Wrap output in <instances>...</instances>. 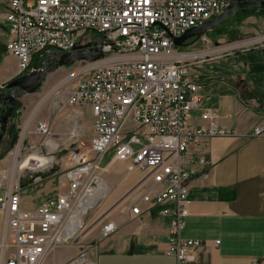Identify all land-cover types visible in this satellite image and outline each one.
<instances>
[{
  "label": "built area",
  "instance_id": "2783aa9c",
  "mask_svg": "<svg viewBox=\"0 0 264 264\" xmlns=\"http://www.w3.org/2000/svg\"><path fill=\"white\" fill-rule=\"evenodd\" d=\"M230 0H8L4 20L8 39L5 51L16 60L15 77L30 72L35 56L47 52L70 53L102 37L116 51L101 47L103 56L85 62L76 86L67 93V104L88 107L92 124L88 147L71 150L62 163L51 157L34 174H25L14 153L19 179L29 184L54 168L63 170V192L41 200L30 211L20 206L21 184L4 189L0 200L4 232L0 264H51L48 259L71 237V223L81 199L99 179L107 154L111 162L126 164V175H140L141 191L130 205L131 217L156 209L167 219L164 255L175 264H188L192 250L203 242L182 237L187 218L188 185L204 158L194 160V151L206 137H230L235 131L218 123L216 110H203L205 125L191 128V110L198 107L199 80L189 76L187 66L198 64L217 47L201 36L204 49L178 53L173 38L219 16ZM25 5V6H24ZM168 34L171 35L169 37ZM95 38V39H94ZM80 46V47H81ZM35 133L46 134L37 124ZM250 137L264 138V126L255 127ZM34 175V176H33ZM4 178V176L2 175ZM25 179V178H24ZM144 206V208L141 207ZM117 226L105 223L101 238L114 234ZM217 244V243H216ZM67 264H93L81 250Z\"/></svg>",
  "mask_w": 264,
  "mask_h": 264
},
{
  "label": "crops",
  "instance_id": "0c3cea01",
  "mask_svg": "<svg viewBox=\"0 0 264 264\" xmlns=\"http://www.w3.org/2000/svg\"><path fill=\"white\" fill-rule=\"evenodd\" d=\"M7 3L8 0H0V26L5 27H7L4 20ZM255 18L260 19L264 24V15L256 13L244 18L243 21L249 24L254 22ZM241 40H245L243 47L248 49L247 53L252 49L264 50V31L261 29L255 32V36L244 35L236 41ZM236 41L224 47L217 44L219 47L214 53L240 47L239 44L234 43ZM208 57L198 64L223 59L215 57L207 59ZM6 58L8 61L0 63V86L15 77L16 60L10 55ZM255 63L249 59L245 65L248 71L242 74L199 76L200 84L204 89L200 94L198 107L190 112L188 125L191 128L205 125L200 115L203 110L213 109L217 112L219 125L235 131V135L203 138L194 151V160L204 158L207 165L197 166V174L189 181L187 218L182 237L199 240L203 244L192 250V260L188 264H264V138L249 136L252 129L264 126V72L259 73L261 69L255 67H259L260 64ZM64 67L51 71L50 79L42 86L47 88L53 86V79L65 73L67 68ZM66 84L54 85L47 97L58 105L57 109L48 116L49 125L44 122L47 117L44 111L35 113L36 120H41L40 124L46 126L47 133H35L37 122L35 125L24 127L27 131L26 135L24 134L25 140H29L33 135L36 137L40 135L43 139L44 151L40 146L31 153L38 157L49 156L56 163H62L66 157L56 160L53 156L54 151H60L59 146H82V140L91 137L90 109L67 104V93L76 86V83L70 84L68 89L59 91ZM258 97H261V100L256 102ZM17 148L20 157L22 153L19 152V147ZM11 152L6 158V161L10 159L9 164L5 158L0 160V200L5 195V190L1 191V188H9L17 181L21 184L20 206L23 210H27L23 203L28 192H35L39 204L41 200L54 197L64 191L63 175L54 176L56 172L49 177L39 174L40 181L34 184L28 183L26 175L19 179L17 164H14L10 158ZM113 163L110 159L103 167L111 166ZM109 167L103 182H100L101 188H98V192L90 191L82 200L86 196L96 194V199L104 198L110 192L107 201L110 203L108 209L111 210L102 223H114L117 226L116 232L107 238H101L100 228L103 224L90 228L99 217L94 218L81 233L76 245L72 246L73 250L65 260L61 256L69 251L57 247L55 251L58 253L55 256L59 257L56 264H65L72 260L76 250L81 248H84L89 261L93 264H175L173 258L164 255L167 247V219L156 209L136 218L130 216V205L135 201L141 188L136 192L134 190L126 198L124 196L138 184L140 175L138 174L136 178L132 177L133 174L127 176L126 164L122 165L121 176L110 173ZM55 178L58 179V183L64 185L63 190L55 189L53 184ZM105 186L109 188H104ZM141 207L144 208L143 205ZM94 229L97 231V237L91 234ZM3 232V215L0 213V243ZM100 243L105 246L104 250L99 249Z\"/></svg>",
  "mask_w": 264,
  "mask_h": 264
},
{
  "label": "rangeland",
  "instance_id": "374dc122",
  "mask_svg": "<svg viewBox=\"0 0 264 264\" xmlns=\"http://www.w3.org/2000/svg\"><path fill=\"white\" fill-rule=\"evenodd\" d=\"M35 0H32V2H34ZM28 0H25V3H27ZM25 6V5H24ZM236 14V13H234ZM231 14L225 21H223L222 23L218 24L217 26L213 27L212 29L208 30L207 32L204 33L205 38L210 42V45L212 46V48H214L215 44H220L219 46L224 47L226 44L228 43H233V41H236L237 39L243 38L244 35H250V36H255V32L256 31H264V24L260 21V19H256L254 22H251L249 24H245L240 16L238 15H234ZM7 27H5L4 25L0 26V63L1 62H5L8 61L7 57V53L5 51V44L7 42ZM245 40H241V41H236L234 43L239 44L240 47L235 48L233 50H229V51H224V52H219V53H210L207 59H210L211 57H215L217 59H221V60H216L214 62L211 63H201V64H191L187 66V70H188V74L191 78L193 79H197L199 80L200 83V79L199 76L200 75H211V76H216V75H227L230 73H237V74H242L245 73V71L247 72V68H245L246 66V62L251 59L253 60V63L256 62L255 64H260L259 67L256 66L255 68H260L261 71H259V73H263L264 72V60L261 61V59H264V50L261 49H252L250 53H247L246 51L248 50L246 47H243L245 45V42H243ZM204 49V46L201 45V41L197 40L194 43L186 46V47H180L178 49H175L176 52L178 53H196V52H200L201 50ZM207 57V56H206ZM86 66L85 62H77L73 65H71L69 68L67 66H65L64 68H67L65 70V73L57 78V79H53V86L54 85H59L62 83H67L65 86H63L61 89H59V91H63L64 89H68V86L72 83H77L76 79H80V76H78V72H80L84 67ZM257 72V70L255 71ZM50 79V75L48 74L46 76V79L44 81V84L46 81H48ZM52 83V82H51ZM51 85V84H50ZM47 88L46 86H41L40 89H38L35 93L33 94H28V95H24L21 98H19L17 101L20 104V108H19V117L17 118V130H18V136H17V141L14 145V147L12 148L15 149L17 147H19L20 149V153H22L20 155V157H17V161H18V165L21 164L24 160L25 157L29 156L30 154H32L31 152H33V150L35 148H39L41 146L42 150L45 148L44 146H42V142L43 139H41L40 135L38 137L36 136H31V138L28 140H25V132L27 133L26 130H24V127H28L29 125H35V123H41L40 119L35 118V113L37 111H44L47 114L46 119L44 120L45 123H47L48 125L50 124V117H48L49 115H51L56 109H57V104L53 103L52 100L47 99V97L49 96V94L52 92V87ZM204 89V86L202 87V85L200 84V88L198 91V95L200 97V94L202 92V90ZM255 99V98H253ZM261 100V97L256 98V102ZM60 106V105H59ZM86 119L88 120V116L86 117ZM34 129V126H33ZM28 130V129H27ZM25 134V135H24ZM43 137V136H42ZM88 141L89 138L87 139H83L82 140V146H78V145H64V146H59V150L60 151H54L52 154L55 157L56 160H60L63 159L71 150H82L88 147ZM49 145V143H48ZM11 150V151H12ZM10 151V152H11ZM44 151V150H43ZM9 157L8 155L5 157V161L6 158ZM35 155H32V159L35 160ZM111 159V155L107 154L106 156L103 157V159L100 162V166H104V164L109 161ZM4 161V162H5ZM8 161V162H7ZM7 164L10 163V159L7 160ZM31 165L34 164V162L32 160L29 161ZM125 163L122 162H114L110 167H109V172L112 174H117L119 176L122 175V165ZM35 169H28L25 171V174H36L35 172L37 171H33ZM63 170H65V168L59 170L58 168H54L53 170H50L49 172H45L42 175L43 176H51L52 173L56 172L54 176L60 177L61 175H63ZM106 175V172L103 171H99V173L97 174V177L99 179V181H97L95 184L97 185L98 188H101L100 186V182H103V178ZM138 176L137 173H134L132 175L133 178H136ZM131 178V180L133 179ZM130 181V180H129ZM53 184L55 185V189H64V185L62 183H58V179L55 178L53 179ZM106 188H109L108 186H106ZM1 191H3L1 189ZM110 192L107 193L106 196H104V198H98L96 199V201L90 205L89 207H87V209L85 210V212L80 216V220H81V227L79 228V230L77 231V233L70 238L69 240H67L66 242H64V244H62L61 246H58V249H64L69 251V253H64L63 256H61L62 259H66L68 255H70L71 250H73L72 246H75L76 243L78 242L79 236L81 235V233H83L85 231V229H87V225L94 219L97 217H100L102 215V213L104 211H107L110 203H108V198L110 197ZM38 199L36 198V194L34 191L32 192H28V194L25 196V201L23 203V206L25 207V209L27 210H33L37 205H38ZM78 212V208H76L74 210V215H76ZM104 221H101L99 224V226H101ZM91 234L94 237H97V231L94 229V231H91ZM97 239V238H96ZM105 246H103V243L101 245L100 243V250H104ZM84 250V248L78 249L76 250V254L72 257V260H74L77 255L79 254V252ZM98 251H96L97 253ZM57 251H55L54 254H52V258L48 259V262H50L51 264H56L58 262V258L59 256H55V254L57 255ZM101 254L99 253V256ZM56 257V258H55ZM88 258V257H87ZM89 260V259H88ZM71 261V260H70ZM69 262V261H68ZM68 262H66L65 264H67Z\"/></svg>",
  "mask_w": 264,
  "mask_h": 264
},
{
  "label": "water",
  "instance_id": "95a60500",
  "mask_svg": "<svg viewBox=\"0 0 264 264\" xmlns=\"http://www.w3.org/2000/svg\"><path fill=\"white\" fill-rule=\"evenodd\" d=\"M236 0H230L228 6L223 12L214 19L205 22L203 25L193 27L187 30L180 37L173 38V45L175 49L186 47L197 41L205 32L225 21L231 14H234L239 9H254L257 11H264V0L257 2H244L240 5L235 4ZM169 37L170 34L167 33ZM101 47H108L109 51L115 52L116 49L113 44H107L102 37L96 38L87 46H81L77 50L70 53H62L58 51L47 52L43 58L40 66L33 65L32 70L23 76L13 77L11 80L0 86V89H6L10 92L0 94V104L2 113L0 115V139L2 138L8 120L12 114L15 101L24 95L33 94L41 88L46 76L56 68L62 66L73 65L77 62L97 61L103 56ZM138 186H134L124 198L131 194ZM123 198V199H124ZM111 209L104 212L90 228L99 224Z\"/></svg>",
  "mask_w": 264,
  "mask_h": 264
},
{
  "label": "trees",
  "instance_id": "16d2710c",
  "mask_svg": "<svg viewBox=\"0 0 264 264\" xmlns=\"http://www.w3.org/2000/svg\"><path fill=\"white\" fill-rule=\"evenodd\" d=\"M259 14L264 15V11L260 10H254V9H244L239 12H237L235 15L240 16V18L243 20L244 18L253 15V14ZM43 56H35L32 60V63L37 62V64L40 66L43 61ZM31 63V64H32ZM2 105L0 104V115L2 113ZM19 108L20 104L18 101H15V104L13 106L12 114L8 120V123L5 128V132L0 139V160L6 157V155L12 150L14 147L17 136H18V130H17V118L19 117Z\"/></svg>",
  "mask_w": 264,
  "mask_h": 264
},
{
  "label": "bare ground",
  "instance_id": "6f19581e",
  "mask_svg": "<svg viewBox=\"0 0 264 264\" xmlns=\"http://www.w3.org/2000/svg\"><path fill=\"white\" fill-rule=\"evenodd\" d=\"M17 155H18V148L16 149V151L14 153V157H16ZM32 155H35V154L32 153L29 156L24 158V160L22 162L23 166H21V167L23 168V167L27 166L28 169H30V170L35 169L33 171H36V170L41 168V166L44 162V159L41 156L38 157L37 155H35V157H34L35 160H33L31 158ZM30 160H32L34 162L33 165L30 164V162H29ZM48 161H51V158ZM92 188H93L92 191H95V193L98 192V187L95 183L93 184ZM104 188H106V186ZM96 190H97V192H96ZM95 193H92V194L95 195ZM96 197H97V194L95 196H86L84 200L81 199L82 202L80 201V203H79L77 214L73 217L71 223L65 229V231H66L65 233L67 236L72 238L77 233V231L81 227L80 216L85 212L87 207H89L90 205H92L95 202Z\"/></svg>",
  "mask_w": 264,
  "mask_h": 264
},
{
  "label": "flooded vegetation",
  "instance_id": "af4514ba",
  "mask_svg": "<svg viewBox=\"0 0 264 264\" xmlns=\"http://www.w3.org/2000/svg\"><path fill=\"white\" fill-rule=\"evenodd\" d=\"M257 1H261V0H236V2H235V4H237V5H240V4H242V3H244V2H257ZM241 10H244V9H239V10H237L235 13H237V12H239V11H241ZM95 39V38H94ZM81 46V45H80ZM79 46V47H80ZM33 65H36V66H39L38 64H37V62H35V63H32L31 64V68H30V71L32 70V67H33ZM9 93L10 91L9 90H6V89H0V94L1 93Z\"/></svg>",
  "mask_w": 264,
  "mask_h": 264
}]
</instances>
